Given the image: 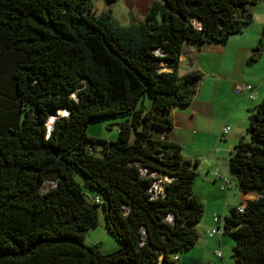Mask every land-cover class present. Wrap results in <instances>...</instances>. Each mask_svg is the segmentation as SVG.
<instances>
[{"label":"trees","instance_id":"16d2710c","mask_svg":"<svg viewBox=\"0 0 264 264\" xmlns=\"http://www.w3.org/2000/svg\"><path fill=\"white\" fill-rule=\"evenodd\" d=\"M92 1L0 0V264H179L198 240L197 172L167 137L200 78L179 76L180 56L185 43L225 44L264 0H154L128 26ZM102 119L119 120L115 139L87 134ZM246 133L229 171L257 197L222 234L234 264H264V99ZM99 205L121 244L109 254L84 243Z\"/></svg>","mask_w":264,"mask_h":264},{"label":"crops","instance_id":"0c3cea01","mask_svg":"<svg viewBox=\"0 0 264 264\" xmlns=\"http://www.w3.org/2000/svg\"><path fill=\"white\" fill-rule=\"evenodd\" d=\"M253 16L255 23L230 36L225 44H184L178 74L183 77L196 72L200 78L193 99L169 114L172 127L167 137L180 145L184 158L197 172L194 192L204 205L203 217L196 225L198 236L202 234L204 240L215 238L218 244L223 234L207 235L217 225L214 216L219 215L223 222L229 210L257 197L252 192H241L229 179L230 153L240 140H246L249 112L264 99V47L256 51L259 40L264 42V4L255 9ZM255 55L258 57L251 61ZM241 82L255 87L254 99L235 92ZM224 126L230 127L227 133H223ZM216 170L218 177L214 175ZM221 177L229 180L225 189L220 187ZM199 245L197 240L191 250L180 255L179 264H221L216 259L221 257L209 250L206 241L203 247Z\"/></svg>","mask_w":264,"mask_h":264},{"label":"rangeland","instance_id":"374dc122","mask_svg":"<svg viewBox=\"0 0 264 264\" xmlns=\"http://www.w3.org/2000/svg\"><path fill=\"white\" fill-rule=\"evenodd\" d=\"M154 0H118L116 3L107 2L106 0H93L92 3L94 5L93 13L95 15H99L108 10L111 11V17L114 22L128 26L133 22H142L144 20L145 14L150 6V4ZM257 3L255 5L248 6V12H250L253 16L255 9L264 4ZM251 10V11H250ZM256 15V14H255ZM253 16V21L250 23V26L255 23ZM249 26V25H248ZM264 44V42H263ZM119 121L117 119H102L93 121L87 128V134L92 137L102 138L107 140H113L117 137V129L114 124ZM249 140L247 135L246 141ZM97 156H100L101 145L96 143ZM75 179L80 185L85 189L86 185L84 184L82 177L79 174L75 175ZM229 179L233 184L237 183L236 179L229 174ZM86 199L88 202L93 203L95 192L86 191ZM230 212V210H229ZM98 213V223L97 226L91 228L87 231L84 239V243L86 246L96 247L101 254H109L115 250H118L121 247V244L108 232L105 224L104 213L102 205L97 207ZM227 214V211H226ZM213 228V227H212ZM211 228V229H212ZM221 244H218V240L215 238H206L204 240L203 235H199L198 243L200 244L198 247H203L204 241H206V245L209 244V250L211 252L221 251L222 257L216 258L221 264L222 260L224 264H234V260L232 258V246L234 245L233 237L229 234H223L221 237ZM199 250V249H198ZM207 257V255L205 254ZM213 257V254H211ZM208 258V257H207ZM214 258V259H215ZM215 259V260H216Z\"/></svg>","mask_w":264,"mask_h":264},{"label":"built area","instance_id":"2783aa9c","mask_svg":"<svg viewBox=\"0 0 264 264\" xmlns=\"http://www.w3.org/2000/svg\"><path fill=\"white\" fill-rule=\"evenodd\" d=\"M235 92L240 93V94L245 93L249 99H254L256 97L255 87L251 83H243V82L238 83L235 86ZM229 130H230L229 126L223 127V133H227ZM214 175L217 177L220 176V174L218 173V170H216L214 172ZM221 178H222V183H221L220 187H221V189H225L229 183V180L225 177H221ZM242 208H243V205L237 206V209L239 211H241ZM214 221L217 225H215L212 229L207 231V235L209 237H213L216 234L222 235V233H223L222 222L220 221L219 215L214 216ZM218 223H220V224H218ZM215 254L217 255V257H222L221 251H216Z\"/></svg>","mask_w":264,"mask_h":264},{"label":"water","instance_id":"95a60500","mask_svg":"<svg viewBox=\"0 0 264 264\" xmlns=\"http://www.w3.org/2000/svg\"><path fill=\"white\" fill-rule=\"evenodd\" d=\"M257 57H258V55H255L251 61H255Z\"/></svg>","mask_w":264,"mask_h":264},{"label":"bare ground","instance_id":"6f19581e","mask_svg":"<svg viewBox=\"0 0 264 264\" xmlns=\"http://www.w3.org/2000/svg\"><path fill=\"white\" fill-rule=\"evenodd\" d=\"M58 111V110H57ZM59 114L61 113V111L58 112Z\"/></svg>","mask_w":264,"mask_h":264}]
</instances>
